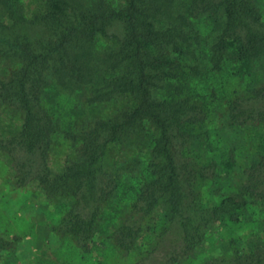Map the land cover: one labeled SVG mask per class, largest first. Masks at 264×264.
<instances>
[{"label":"trees","instance_id":"trees-1","mask_svg":"<svg viewBox=\"0 0 264 264\" xmlns=\"http://www.w3.org/2000/svg\"><path fill=\"white\" fill-rule=\"evenodd\" d=\"M0 66V157L80 252L105 222L134 264H178L212 229L264 211V140L231 191H202H222L211 122L264 128L258 0H0ZM221 76L246 87L219 92ZM57 139L70 155L53 169ZM229 245L203 264H264L259 238ZM10 246L0 237V255Z\"/></svg>","mask_w":264,"mask_h":264},{"label":"rangeland","instance_id":"rangeland-1","mask_svg":"<svg viewBox=\"0 0 264 264\" xmlns=\"http://www.w3.org/2000/svg\"><path fill=\"white\" fill-rule=\"evenodd\" d=\"M258 3L264 16V0H258ZM211 84L219 92L229 94L243 91L246 80L221 76L211 80ZM57 101L59 105L66 107L72 103V97L61 94ZM208 127L211 128V140L217 149L210 155L221 166L219 185L222 191L214 194L210 187H204L202 191L205 200L214 202L219 199V194H227L238 183L242 170L252 161L264 140V128L252 125L229 127L219 119L212 121ZM229 153L234 160L232 169L223 164L229 158ZM68 155L67 144L57 139L51 150L50 166L53 169L60 168ZM130 201V197L124 196L122 203L128 205ZM60 217L61 212L45 201L39 192L16 188L9 168L0 157V237L11 243L9 249L0 255V264H134L138 250L129 254L119 252L111 240L107 239L111 231V226L107 229V223L104 222L99 235V244L92 251L83 253L69 236L53 230ZM245 218L249 219L247 223H228L212 229L206 237L204 249L184 256L178 264H203L212 256L227 253L231 240H238V244L253 238L264 241L263 207H250ZM143 241L141 250L146 248L147 241Z\"/></svg>","mask_w":264,"mask_h":264}]
</instances>
